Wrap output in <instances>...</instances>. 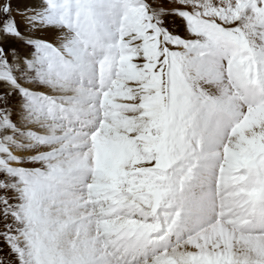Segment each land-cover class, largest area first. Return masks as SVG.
<instances>
[{"label":"snow or ice","instance_id":"obj_1","mask_svg":"<svg viewBox=\"0 0 264 264\" xmlns=\"http://www.w3.org/2000/svg\"><path fill=\"white\" fill-rule=\"evenodd\" d=\"M0 264H264V0H0Z\"/></svg>","mask_w":264,"mask_h":264}]
</instances>
